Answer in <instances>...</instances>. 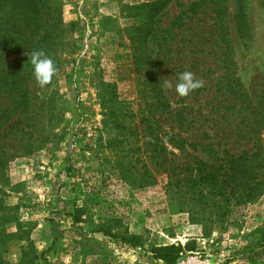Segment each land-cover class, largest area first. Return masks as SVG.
I'll list each match as a JSON object with an SVG mask.
<instances>
[{
  "label": "rangeland",
  "instance_id": "1",
  "mask_svg": "<svg viewBox=\"0 0 264 264\" xmlns=\"http://www.w3.org/2000/svg\"><path fill=\"white\" fill-rule=\"evenodd\" d=\"M153 1L35 0L12 8L0 0V76L20 66L28 99L9 123L25 127L23 145L34 146L0 176V264H164L151 248L178 243L176 264H264L252 234L264 226V194L239 206L202 201L186 187L165 193V176L154 172L141 119L150 114L149 75L137 72L147 65L134 63L131 41L149 9L142 6ZM223 7L215 20L208 0L171 1L153 19L145 53L163 62V82L172 81L165 98L184 117L174 131L239 154L250 144L234 136L236 127L264 116V0ZM40 49L58 69L46 88L28 56ZM185 71L204 86L182 98L175 85ZM15 100L0 93L1 107ZM250 101L260 110L245 109ZM208 152L191 153L211 162ZM90 193L98 204L76 224L74 207ZM102 219H117L108 226L118 238L94 232Z\"/></svg>",
  "mask_w": 264,
  "mask_h": 264
},
{
  "label": "trees",
  "instance_id": "2",
  "mask_svg": "<svg viewBox=\"0 0 264 264\" xmlns=\"http://www.w3.org/2000/svg\"><path fill=\"white\" fill-rule=\"evenodd\" d=\"M8 1L12 8H15L16 5L17 7L21 6L23 2L28 7L35 6V0ZM171 1L173 0H155L150 4H144L142 7H149L148 12L143 18L144 22L135 29V33L131 37L134 44V63L147 65V69L139 66L137 72H142L143 76L149 75L148 79L143 80V84L146 83L152 93L149 105L150 114L144 115L143 113L141 119L143 126L151 135L150 158L154 172L165 176L167 180L165 193L181 194V188L186 187L193 192L196 191L202 201L206 200V197L209 200L217 197L218 200L226 201L235 206L253 204L264 194V116L260 112L255 118L243 120L241 124L243 126L236 127L234 136L239 141L244 140L250 144L248 149L242 150L239 154L217 151L214 149L215 144H205L202 139L192 137L184 138L180 133L174 131L175 124L179 122L181 125V120L184 117L180 111L173 110L165 98L164 82L159 77V70L163 66V62L153 59L151 55L145 53L148 37L153 33L152 21ZM225 1L208 0L215 14V20L219 18ZM235 1L238 2L239 0ZM240 14L241 11L238 8L235 14L237 20ZM6 68L1 69L0 93L6 94L7 97L12 94L19 100L11 101L6 107L0 106V176L4 174L7 164L11 160L20 153L30 155L33 151L32 147H34L30 143L23 145V136L27 134L25 127L20 128L17 123H9L14 114L20 110H22L21 112L25 110L28 99L27 88L24 84L21 85L24 77L20 66L11 65ZM260 103L257 104V108L254 107L257 111L260 110ZM244 108H253L251 101L244 105ZM164 125L169 127L168 131L164 130ZM190 141H194V143ZM167 146L176 150L178 155L169 152ZM198 148L209 149L208 154L213 155H207L211 162L191 153L196 152ZM72 166L74 165L71 162L66 170L70 172ZM114 167L119 168L120 172L122 165H115ZM122 174L123 182L132 183L128 176H124V171ZM152 180L154 183L155 178ZM80 196L83 197L81 204L76 205L73 211V221L76 224L83 222L82 217L87 214L92 204H98L94 193L81 194ZM116 221L117 219H102L101 223L95 226L94 232L118 238V235L112 233L110 226H108L111 223H116ZM222 231L223 233L227 232L228 228L223 227ZM252 234L255 239L253 245L264 247V226L257 228ZM130 238L135 239L134 236ZM121 240L126 241L125 239ZM183 251L184 247L179 243L153 247L150 250L152 258L164 264H176Z\"/></svg>",
  "mask_w": 264,
  "mask_h": 264
},
{
  "label": "clouds",
  "instance_id": "3",
  "mask_svg": "<svg viewBox=\"0 0 264 264\" xmlns=\"http://www.w3.org/2000/svg\"><path fill=\"white\" fill-rule=\"evenodd\" d=\"M28 56L30 63L34 66V77L38 87L46 88L58 74L54 61L42 49L34 50ZM179 81L175 85V91L182 98L188 97L192 92L204 86L203 80L197 78L191 71L181 73ZM164 87L171 89L172 81L168 78L164 79Z\"/></svg>",
  "mask_w": 264,
  "mask_h": 264
}]
</instances>
